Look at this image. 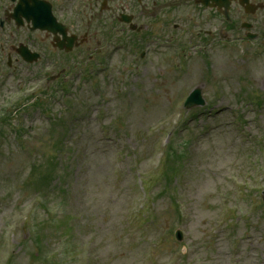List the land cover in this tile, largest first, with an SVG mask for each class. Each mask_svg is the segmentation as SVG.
I'll return each instance as SVG.
<instances>
[{"label": "rangeland", "instance_id": "rangeland-1", "mask_svg": "<svg viewBox=\"0 0 264 264\" xmlns=\"http://www.w3.org/2000/svg\"><path fill=\"white\" fill-rule=\"evenodd\" d=\"M165 54L155 52L153 56L162 64L160 58ZM213 57V67H205L197 58L193 60L187 75L175 72L173 63L162 64L164 78L156 74L153 65H148L141 78L139 71L132 70L134 65L125 67L126 71L122 68L114 71L117 64H108L104 74L97 73L100 90L91 91L90 84L84 81L72 90L75 96L69 99L73 104L89 99L97 103L86 120L72 131L75 147L80 151L72 210L81 214L82 224L92 225L100 264H182L183 259L194 263L198 260L202 264H264V211L259 212L255 217L257 222L250 226L240 218H234L231 227L224 226L222 221L223 194L227 192V198L233 196L229 176L242 175L248 167L244 155L250 148L255 154L253 139L235 128L232 122L235 109L240 105L235 104V100L240 89L253 92V86L258 88L264 84V52L257 57L245 47H226L225 52H213ZM207 74L225 81L222 88L226 98L224 106L232 110L224 112L212 126L213 119H208L212 133H203L195 140L179 191L185 208L177 217L167 197L155 203L151 201L155 188L148 196L137 190L136 185L141 183L137 173L153 174L157 170L161 157L159 142L163 141L159 136L167 135L183 116L182 100L178 105L173 103L184 97L193 85L202 82ZM209 88L206 90L211 97L215 89ZM67 99L62 94L54 100L51 98V112H65ZM243 109L248 112L246 106ZM261 114L264 127V107ZM102 117L109 125L111 121L118 122L117 129L115 125L111 130H104L99 120ZM29 123L36 125V133L29 144L33 157L37 152L40 155L50 153L53 142L43 114H35ZM204 123L195 125L194 129L202 133ZM250 128L252 133H260L257 124L253 123ZM5 140L0 144V233L4 230L8 233L6 240L0 241V264L2 247L10 249L21 240L19 230L27 211L22 213L24 207L20 210L16 207L20 200H24L26 206L30 203L29 192L24 196L19 193L29 172V157L12 138ZM257 179L262 183L258 188L264 186L263 166ZM229 200L233 202L230 197ZM149 204L154 225H150L136 243L127 241V233H142L143 224L137 214ZM14 212L16 217L10 223ZM176 224H181L178 227L183 230L185 239L173 257L174 237L170 238L172 242L167 240L152 249L149 247V239ZM83 239H89L87 232L83 233ZM28 258L29 254L24 255L22 263L26 264Z\"/></svg>", "mask_w": 264, "mask_h": 264}, {"label": "flooded vegetation", "instance_id": "flooded-vegetation-1", "mask_svg": "<svg viewBox=\"0 0 264 264\" xmlns=\"http://www.w3.org/2000/svg\"><path fill=\"white\" fill-rule=\"evenodd\" d=\"M2 30V25H1V19H0V32ZM48 36H50L49 34H47Z\"/></svg>", "mask_w": 264, "mask_h": 264}]
</instances>
